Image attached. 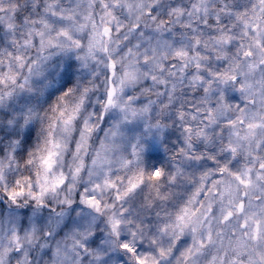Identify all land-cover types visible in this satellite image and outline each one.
Wrapping results in <instances>:
<instances>
[{
	"label": "clouds",
	"instance_id": "1",
	"mask_svg": "<svg viewBox=\"0 0 264 264\" xmlns=\"http://www.w3.org/2000/svg\"><path fill=\"white\" fill-rule=\"evenodd\" d=\"M0 264H264V0H0Z\"/></svg>",
	"mask_w": 264,
	"mask_h": 264
}]
</instances>
